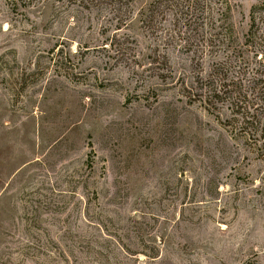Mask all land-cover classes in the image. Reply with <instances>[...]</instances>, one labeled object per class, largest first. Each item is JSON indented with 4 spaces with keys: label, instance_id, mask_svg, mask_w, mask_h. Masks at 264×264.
<instances>
[{
    "label": "rangeland",
    "instance_id": "rangeland-1",
    "mask_svg": "<svg viewBox=\"0 0 264 264\" xmlns=\"http://www.w3.org/2000/svg\"><path fill=\"white\" fill-rule=\"evenodd\" d=\"M151 1L0 0V264H264V133L187 94L264 79V0L152 35Z\"/></svg>",
    "mask_w": 264,
    "mask_h": 264
},
{
    "label": "trees",
    "instance_id": "trees-1",
    "mask_svg": "<svg viewBox=\"0 0 264 264\" xmlns=\"http://www.w3.org/2000/svg\"><path fill=\"white\" fill-rule=\"evenodd\" d=\"M219 2L224 3L223 12L229 11V3H226V0H219ZM203 3L205 0H152L148 7L138 11L139 18L137 19L141 25L150 30V28H154L151 31V35L157 29H155L159 18L160 13L164 12L163 9L172 11V16L178 24H181L182 27L188 26L194 23L196 19H202L204 23H206L205 19L211 21L213 19L212 12L210 9H205ZM223 8V4H222ZM228 19V15L221 18V20L226 22ZM202 24V23H200ZM222 24V23H221ZM222 27V25L220 26ZM119 28V26L117 27ZM227 28V29H226ZM222 30V28H220ZM222 39H231L232 34L228 27H223V32L220 31ZM246 35H242L241 39H244ZM116 36H114V39ZM244 43L245 40H244ZM121 51L119 50L118 53ZM218 55H214L213 58H218ZM235 59V53H234ZM215 60L211 63L213 65ZM149 66L153 65L156 68V77L165 78L167 73L164 69V65H168V56L165 53H157L151 55L150 60L148 61ZM264 64V62H263ZM218 66L213 65V72L209 73L206 77H197V84L195 87H198V93H193L190 89L188 90V96L191 98L193 95L197 94L198 100L206 103L207 108H214L216 104L222 102V95L226 94V97L229 101V105L232 110L236 109L235 113L233 112V117L235 122L238 124V128H243V130H248L253 134H258L262 136L264 133V111L260 108L258 109V105L251 99H246L247 92L245 90L249 89V87L254 84L257 86L264 80L258 74V77L255 75V71L252 73V76H249L246 79L245 88L239 83L237 80H231L227 82L226 79L228 76L220 75L219 73L213 74L215 69ZM166 68V67H165ZM215 68V69H214ZM218 70H221L220 68ZM260 76V77H259ZM230 87V88H227ZM260 89L264 90V84L260 86ZM257 105V106H255ZM247 133V132H246Z\"/></svg>",
    "mask_w": 264,
    "mask_h": 264
}]
</instances>
